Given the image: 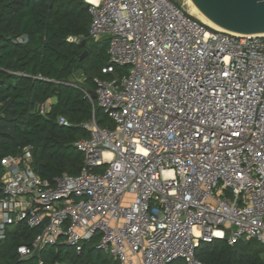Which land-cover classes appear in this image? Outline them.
<instances>
[{"label":"built area","instance_id":"built-area-1","mask_svg":"<svg viewBox=\"0 0 264 264\" xmlns=\"http://www.w3.org/2000/svg\"><path fill=\"white\" fill-rule=\"evenodd\" d=\"M86 2L111 77L85 92L113 127L93 113L75 143L85 167L53 182L30 147L4 157L0 240L38 229L18 248L28 258L56 243L81 252L99 234L118 264H207L197 247L216 239L264 245V33L217 30L175 0Z\"/></svg>","mask_w":264,"mask_h":264},{"label":"trees","instance_id":"trees-1","mask_svg":"<svg viewBox=\"0 0 264 264\" xmlns=\"http://www.w3.org/2000/svg\"><path fill=\"white\" fill-rule=\"evenodd\" d=\"M90 23L86 0H0V186L2 159L28 147L40 178L53 182L80 173L85 156L75 143L89 136L84 123L95 113L99 125L113 127L105 110L85 92L96 90V79L111 77L103 72L109 39H93ZM77 75L83 76L82 82L74 80ZM46 103L42 113L40 106ZM59 116L71 124H60ZM38 232L25 224L10 226L0 240V263L118 264L97 248L99 234L81 252L56 243L22 258L19 246L30 244ZM196 254L207 264H264V245L254 238L234 245L227 239L201 242ZM175 264L187 262L179 259Z\"/></svg>","mask_w":264,"mask_h":264},{"label":"water","instance_id":"water-1","mask_svg":"<svg viewBox=\"0 0 264 264\" xmlns=\"http://www.w3.org/2000/svg\"><path fill=\"white\" fill-rule=\"evenodd\" d=\"M191 1L209 21L223 30L244 35L264 33V0ZM86 55L87 51L81 58ZM89 92L96 98L94 90Z\"/></svg>","mask_w":264,"mask_h":264},{"label":"bare ground","instance_id":"bare-ground-1","mask_svg":"<svg viewBox=\"0 0 264 264\" xmlns=\"http://www.w3.org/2000/svg\"><path fill=\"white\" fill-rule=\"evenodd\" d=\"M186 3L189 7V11L191 14H193L194 16H196L197 18H199L201 21H203L204 23H206L207 25H209L212 28H215L217 30H223L220 27L216 26L215 24H213L211 21H209L199 10L198 8L193 4V2L191 0H186Z\"/></svg>","mask_w":264,"mask_h":264},{"label":"rangeland","instance_id":"rangeland-1","mask_svg":"<svg viewBox=\"0 0 264 264\" xmlns=\"http://www.w3.org/2000/svg\"><path fill=\"white\" fill-rule=\"evenodd\" d=\"M176 2H178L179 4H181V5H183L186 9H188L189 10V7H188V5H187V3H186V0H175ZM124 70H125V68H124ZM76 82H82L83 81V76H81V75H77L76 77H75V79H74ZM132 198V196H128V199L130 200ZM203 244H204V242H203Z\"/></svg>","mask_w":264,"mask_h":264},{"label":"snow or ice","instance_id":"snow-or-ice-1","mask_svg":"<svg viewBox=\"0 0 264 264\" xmlns=\"http://www.w3.org/2000/svg\"><path fill=\"white\" fill-rule=\"evenodd\" d=\"M193 232L195 233L196 236H200L201 235V233L199 231H197L195 228H193ZM217 235H222V234L221 233H217Z\"/></svg>","mask_w":264,"mask_h":264}]
</instances>
